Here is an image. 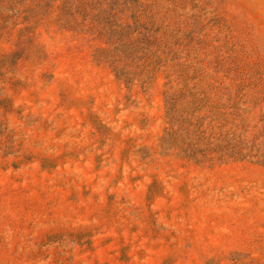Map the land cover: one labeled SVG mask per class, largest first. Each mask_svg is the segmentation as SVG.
<instances>
[{
    "label": "rangeland",
    "instance_id": "374dc122",
    "mask_svg": "<svg viewBox=\"0 0 264 264\" xmlns=\"http://www.w3.org/2000/svg\"><path fill=\"white\" fill-rule=\"evenodd\" d=\"M0 264H264V0H0Z\"/></svg>",
    "mask_w": 264,
    "mask_h": 264
}]
</instances>
